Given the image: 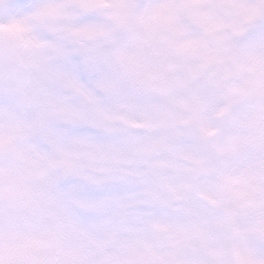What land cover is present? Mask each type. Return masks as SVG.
Instances as JSON below:
<instances>
[{"label":"clouds","instance_id":"obj_1","mask_svg":"<svg viewBox=\"0 0 264 264\" xmlns=\"http://www.w3.org/2000/svg\"><path fill=\"white\" fill-rule=\"evenodd\" d=\"M0 264H264V0H0Z\"/></svg>","mask_w":264,"mask_h":264}]
</instances>
